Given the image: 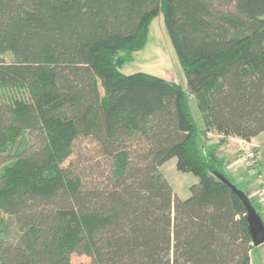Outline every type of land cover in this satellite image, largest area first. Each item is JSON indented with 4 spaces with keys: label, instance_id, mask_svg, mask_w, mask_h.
I'll list each match as a JSON object with an SVG mask.
<instances>
[{
    "label": "trees",
    "instance_id": "trees-1",
    "mask_svg": "<svg viewBox=\"0 0 264 264\" xmlns=\"http://www.w3.org/2000/svg\"><path fill=\"white\" fill-rule=\"evenodd\" d=\"M161 12L187 91L121 69ZM262 132L264 0H0V264H252L217 150Z\"/></svg>",
    "mask_w": 264,
    "mask_h": 264
},
{
    "label": "rangeland",
    "instance_id": "rangeland-1",
    "mask_svg": "<svg viewBox=\"0 0 264 264\" xmlns=\"http://www.w3.org/2000/svg\"><path fill=\"white\" fill-rule=\"evenodd\" d=\"M5 59L10 62L12 61V56L8 54L5 56ZM121 69L125 74L144 72L163 77L169 81L180 84L184 90L187 91V74L180 63L162 12L150 24L148 40L144 48L135 52L133 60L125 63ZM188 102L198 127L202 130L207 129L203 113L199 108L197 100L193 96H190ZM243 141L245 140L240 139L238 142L232 141L230 145L232 147L231 151H233L236 156L235 158H231L226 168L228 172L231 171V173H235L241 166L245 168L259 187V191L257 192L258 195L261 196L260 201L264 202V184L262 182L264 181V172H261L260 162L258 161L259 157L255 153L254 146L247 141ZM219 148L217 150L218 152H220ZM220 153L222 155V151ZM261 155L262 154H260V157ZM1 159L2 157L0 156V168L3 165ZM225 160L228 161L226 158ZM176 165L177 159L172 158L160 166V171L169 180L175 194L182 199H186L190 197V188L193 184L198 182V178L192 173L179 171ZM231 173L229 174L231 175ZM254 257L256 258L257 255L255 254ZM64 260L71 264H80L82 262H89L90 258L86 255L71 254Z\"/></svg>",
    "mask_w": 264,
    "mask_h": 264
},
{
    "label": "crops",
    "instance_id": "crops-1",
    "mask_svg": "<svg viewBox=\"0 0 264 264\" xmlns=\"http://www.w3.org/2000/svg\"><path fill=\"white\" fill-rule=\"evenodd\" d=\"M207 136H208V139L206 141L207 146L211 144H219L220 140L222 139L221 135L214 133L213 131H208ZM238 140L240 139L236 137H231L227 139V142L222 143L219 146L220 147L219 151L220 152L222 151V155L220 152H218V154L220 155V157L228 159V161H226L227 163L231 160V158L233 157L235 158L236 156L235 153L231 151L232 147L230 145L232 144V141L238 142ZM248 143L253 145L254 148L258 150L259 154H262L264 152V132L254 137ZM260 158L262 159V163H263L262 167L260 166V169L261 172H264V158L262 157V155ZM229 173H231V171H229ZM230 176L233 178V181L239 186V188L243 190L251 200H253L256 204H258L261 217L264 220V202L260 201L261 196H259L257 192L259 191V187L255 183L254 178L242 166L235 173H231ZM255 254L257 255L256 258L254 257ZM251 261L252 264H264V244L260 246H255L252 252Z\"/></svg>",
    "mask_w": 264,
    "mask_h": 264
},
{
    "label": "water",
    "instance_id": "water-1",
    "mask_svg": "<svg viewBox=\"0 0 264 264\" xmlns=\"http://www.w3.org/2000/svg\"><path fill=\"white\" fill-rule=\"evenodd\" d=\"M240 197L247 209V223L254 246L264 244V220L247 194L223 175H219Z\"/></svg>",
    "mask_w": 264,
    "mask_h": 264
},
{
    "label": "built area",
    "instance_id": "built-area-1",
    "mask_svg": "<svg viewBox=\"0 0 264 264\" xmlns=\"http://www.w3.org/2000/svg\"><path fill=\"white\" fill-rule=\"evenodd\" d=\"M243 142H246V141H243ZM255 171H257V170H255ZM263 182V184H264V181H262Z\"/></svg>",
    "mask_w": 264,
    "mask_h": 264
}]
</instances>
